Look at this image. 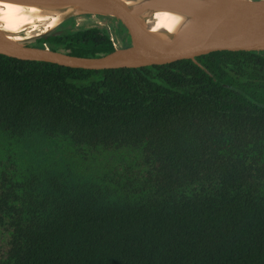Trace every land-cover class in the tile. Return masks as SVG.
Here are the masks:
<instances>
[{
	"label": "trees",
	"instance_id": "obj_1",
	"mask_svg": "<svg viewBox=\"0 0 264 264\" xmlns=\"http://www.w3.org/2000/svg\"><path fill=\"white\" fill-rule=\"evenodd\" d=\"M82 17L31 45L130 44ZM0 264H264V50L109 69L0 54Z\"/></svg>",
	"mask_w": 264,
	"mask_h": 264
},
{
	"label": "water",
	"instance_id": "obj_2",
	"mask_svg": "<svg viewBox=\"0 0 264 264\" xmlns=\"http://www.w3.org/2000/svg\"><path fill=\"white\" fill-rule=\"evenodd\" d=\"M44 11L45 20H34L9 33L0 28V54L84 69H109L163 64L193 58L216 50H264V0H0ZM156 11L182 17L176 31L151 29L147 20ZM50 13V14H48ZM82 15L113 17L131 37L125 47L86 57L31 44L63 20ZM54 20V23H52ZM31 28H34L33 30ZM65 33L56 30L55 35Z\"/></svg>",
	"mask_w": 264,
	"mask_h": 264
},
{
	"label": "bare ground",
	"instance_id": "obj_3",
	"mask_svg": "<svg viewBox=\"0 0 264 264\" xmlns=\"http://www.w3.org/2000/svg\"><path fill=\"white\" fill-rule=\"evenodd\" d=\"M44 11L35 8L34 6H25L9 2H0V28L5 29L9 33L20 31V27L30 24L33 25L34 20H45L47 17L43 14ZM50 14V13H48ZM179 16L176 13L168 11H156L147 20L149 26L155 29L177 28L175 18ZM180 17V16H179ZM54 20H52V23ZM32 30L34 28H31ZM174 32V31H172Z\"/></svg>",
	"mask_w": 264,
	"mask_h": 264
},
{
	"label": "clouds",
	"instance_id": "obj_4",
	"mask_svg": "<svg viewBox=\"0 0 264 264\" xmlns=\"http://www.w3.org/2000/svg\"><path fill=\"white\" fill-rule=\"evenodd\" d=\"M182 19H183L182 17L177 16L175 18L176 24L179 25L182 22ZM169 31L172 32V31H175V29L174 28L173 29H169Z\"/></svg>",
	"mask_w": 264,
	"mask_h": 264
},
{
	"label": "rangeland",
	"instance_id": "obj_5",
	"mask_svg": "<svg viewBox=\"0 0 264 264\" xmlns=\"http://www.w3.org/2000/svg\"><path fill=\"white\" fill-rule=\"evenodd\" d=\"M75 21L78 22V21H80V20L75 19ZM151 29H152V28H151Z\"/></svg>",
	"mask_w": 264,
	"mask_h": 264
},
{
	"label": "built area",
	"instance_id": "obj_6",
	"mask_svg": "<svg viewBox=\"0 0 264 264\" xmlns=\"http://www.w3.org/2000/svg\"><path fill=\"white\" fill-rule=\"evenodd\" d=\"M115 43H116V42H114V44H113V45H115Z\"/></svg>",
	"mask_w": 264,
	"mask_h": 264
}]
</instances>
